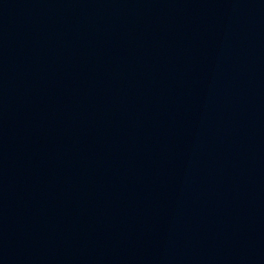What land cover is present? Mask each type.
I'll list each match as a JSON object with an SVG mask.
<instances>
[{
    "label": "water",
    "instance_id": "water-1",
    "mask_svg": "<svg viewBox=\"0 0 264 264\" xmlns=\"http://www.w3.org/2000/svg\"><path fill=\"white\" fill-rule=\"evenodd\" d=\"M0 264H264V0H0Z\"/></svg>",
    "mask_w": 264,
    "mask_h": 264
}]
</instances>
